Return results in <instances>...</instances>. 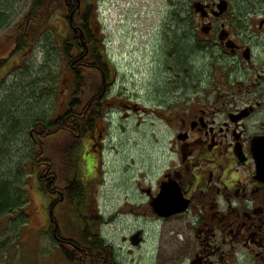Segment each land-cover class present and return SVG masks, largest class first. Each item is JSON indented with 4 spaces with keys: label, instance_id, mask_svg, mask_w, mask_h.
<instances>
[{
    "label": "rangeland",
    "instance_id": "1",
    "mask_svg": "<svg viewBox=\"0 0 264 264\" xmlns=\"http://www.w3.org/2000/svg\"><path fill=\"white\" fill-rule=\"evenodd\" d=\"M31 1H14L13 12L6 21L9 24L0 30V59L7 58L0 74V184L17 183L20 191L26 193L21 210L0 215V264H73L76 261V252L81 248L74 243L79 235L74 226L75 214H68L64 201L57 198V193L62 195L68 185L76 159L82 171L90 173L87 207L104 220L97 225L104 242L114 246L122 262L158 264L154 254L161 234L169 239L172 234L169 229L173 226L144 217L143 212L139 214L142 201L138 199L141 188L154 186L172 161L171 136L154 118L124 105L135 103L137 107L149 108L156 105L158 92L168 90L169 74L161 71V67L167 63L164 55L172 39L169 28L173 5L180 0H90L99 8L97 23L102 31L99 38L103 41L102 49L115 65L111 70L115 81L112 90L102 100L100 96L96 100L93 89L99 86L102 75L95 69H81L83 83L77 96L92 111L76 119L78 127L74 132L56 127L32 129L39 119L46 125L57 120L70 105L74 74L64 55L63 43L68 36L72 40L74 33L66 24L68 18L63 17L70 15L72 24L79 27L77 11L66 12L62 4L61 10L58 0H47L29 22ZM58 6L62 13L59 11L52 20L56 34L50 27H42L40 34L29 40L35 22L47 20ZM19 41V51L11 56ZM100 100L103 106L94 123L96 130L84 133L82 126L87 118L95 116V103ZM83 110L80 108L78 112ZM36 167L39 175L54 177L46 189L58 202L53 219L61 238L68 242L65 245L55 240V227L48 228L51 198L38 188ZM9 191L15 195L14 189ZM183 228L185 225L181 222L179 230ZM139 230L144 231L145 245L142 251L132 253L130 238ZM62 249L75 256L73 263L66 260ZM163 249L166 255L162 264H170L168 248ZM96 252L92 251V260H85L84 264H93L96 256L104 261L105 253L96 255Z\"/></svg>",
    "mask_w": 264,
    "mask_h": 264
},
{
    "label": "flooded vegetation",
    "instance_id": "2",
    "mask_svg": "<svg viewBox=\"0 0 264 264\" xmlns=\"http://www.w3.org/2000/svg\"><path fill=\"white\" fill-rule=\"evenodd\" d=\"M173 9L161 67L168 90L149 108L124 105L171 136L172 161L138 199L139 214L173 226L169 239L161 234L155 259L162 264L167 247L170 264H264V0H180ZM111 70L100 98L112 90ZM55 205L48 227L55 226ZM138 232L143 241L135 246ZM138 232L132 253L145 245ZM104 244V261L96 256L93 264H139L120 261Z\"/></svg>",
    "mask_w": 264,
    "mask_h": 264
},
{
    "label": "trees",
    "instance_id": "3",
    "mask_svg": "<svg viewBox=\"0 0 264 264\" xmlns=\"http://www.w3.org/2000/svg\"><path fill=\"white\" fill-rule=\"evenodd\" d=\"M16 0H0V30L5 28L9 22H6L9 19V16H11L14 6H12V3ZM70 0H58V3L62 6H65L66 12L70 9L68 2ZM81 7L77 9V0L74 1L71 10L77 11V19H79V26L80 29L84 33V37L79 39L77 35L73 34L72 40L69 38V36L65 39L63 43V52L66 58L70 61V65L72 67V71L74 74V80H73V94L71 97L70 105L67 109V111L59 116L57 120H53L48 122V125H46V122L44 120H37L34 122L33 129L34 131H38L41 129L49 128V127H56L60 128L61 130L67 129L71 132H74V129H77L75 125V121L79 116L83 113H88L92 111V109L87 110V105L83 104V102L79 99L77 96L79 94V90L82 86H80L83 82L82 80V68L84 69H97V65L100 66V68L104 71V75L101 76V82L99 86H97L96 89H93L94 92H96L95 99L98 100L99 96H101L103 92V86L104 82L109 80L108 76V70L112 68L105 50L102 49L101 44L103 42L101 40H95L96 39V27L92 29L90 22L92 23L93 19H97L98 15L96 13V5L92 4L90 0H81ZM51 2H54V0H51ZM84 2V3H83ZM47 0H32L29 6L28 11V20L29 22L35 17V14L43 9L44 5H46ZM67 3V4H66ZM58 10H54V13L44 22H38V20L35 22V26H33V31L31 32L29 36V40L33 38V36H37L40 34V30H42V27H50V29L53 31V34H56V29L52 25V20L55 17V15L59 14V6L57 8ZM62 10V7H61ZM61 12V11H60ZM71 12V11H70ZM62 13V12H61ZM68 16H65L63 18H67ZM2 23V24H1ZM79 29V30H80ZM49 29H47V32ZM55 31V32H54ZM27 35V32L25 33ZM71 37V33H70ZM26 40V39H24ZM21 41V40H20ZM19 41V46L17 45L14 52L11 54L13 56L15 53H17L20 49L21 43ZM76 53L75 55H73ZM5 59H0V74L1 70L3 69V61ZM88 60L90 64H88L85 60ZM74 65V66H73ZM79 68V70H77ZM98 71V70H97ZM108 71V72H107ZM95 100V101H96ZM103 102L100 100L97 103H95V109L92 112L95 114V116H90L85 120L83 128L84 133L93 132L94 131V123L96 121V117H98L100 110L102 109ZM84 109L82 112H78V109ZM87 110V111H86ZM80 119V118H79ZM78 124V123H77ZM46 133H43L42 135L45 136ZM35 159V157H34ZM33 159V161H34ZM87 166L88 170V164ZM91 168V167H90ZM36 167L34 169V174L38 178V188L39 190L44 193L47 196L49 195L48 190L46 187L50 186V183H53L54 177L52 175H39V171ZM49 169V168H47ZM44 174L45 171H42ZM90 172V170H89ZM51 173V172H50ZM87 173V172H86ZM90 173L85 174L84 171L79 167L77 159L75 160V163L72 167L69 182L67 187L63 190V194H58L59 200L63 198V204L65 207H68V214L73 213L75 214L76 222L74 223V226L78 228L79 235H78V241L77 248H81V250H77L76 258L73 255H68L66 252V260L73 263V264H84L88 262L89 259H91V252L93 251H99L100 254L104 253L105 251V244L104 240L99 234L97 230V225L104 223V220H102V217H98L97 213L94 211L88 210L90 195L88 194V181L90 178H88ZM44 177V178H43ZM43 178V179H42ZM85 181V179H87ZM16 182V180H15ZM20 183V182H18ZM55 185H57V181L54 182ZM17 183H1L0 184V215L5 216L8 213H15V211H19L22 209L23 205L26 202V193L20 191V186H16ZM15 191V195H10V189ZM20 193H19V191ZM86 210H88L86 212ZM62 213V212H61ZM69 224H65V226L68 227ZM51 226V225H50ZM54 226V225H52ZM57 235L61 237L60 233L57 231ZM75 258V259H73ZM86 260V262H84ZM92 260V259H91Z\"/></svg>",
    "mask_w": 264,
    "mask_h": 264
},
{
    "label": "water",
    "instance_id": "4",
    "mask_svg": "<svg viewBox=\"0 0 264 264\" xmlns=\"http://www.w3.org/2000/svg\"><path fill=\"white\" fill-rule=\"evenodd\" d=\"M183 211H184V210L181 209V210H178V211H172V212H169L168 214H163V213H161L160 211H158V213H159L161 216L169 217L170 215H173V214L176 215V214H178V213H182ZM131 241L133 242V244H134L135 246H138V245L141 243V241H142L141 233H140V232L137 233L134 237H132Z\"/></svg>",
    "mask_w": 264,
    "mask_h": 264
},
{
    "label": "bare ground",
    "instance_id": "5",
    "mask_svg": "<svg viewBox=\"0 0 264 264\" xmlns=\"http://www.w3.org/2000/svg\"><path fill=\"white\" fill-rule=\"evenodd\" d=\"M168 22V21H167ZM56 200V199H55Z\"/></svg>",
    "mask_w": 264,
    "mask_h": 264
}]
</instances>
